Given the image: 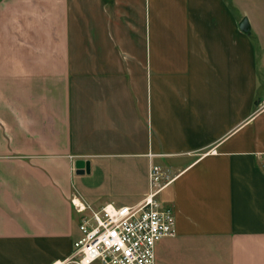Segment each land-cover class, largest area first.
Returning <instances> with one entry per match:
<instances>
[{"label":"crops","instance_id":"obj_1","mask_svg":"<svg viewBox=\"0 0 264 264\" xmlns=\"http://www.w3.org/2000/svg\"><path fill=\"white\" fill-rule=\"evenodd\" d=\"M263 99L264 0H0V264H77L71 197L137 204L151 164L155 264H264Z\"/></svg>","mask_w":264,"mask_h":264},{"label":"built area","instance_id":"obj_2","mask_svg":"<svg viewBox=\"0 0 264 264\" xmlns=\"http://www.w3.org/2000/svg\"><path fill=\"white\" fill-rule=\"evenodd\" d=\"M174 176L169 168L151 164L149 192L134 205L106 203L96 208L74 194L71 204L81 236L73 243L70 259L77 264H155L156 243L175 232L172 209L158 200Z\"/></svg>","mask_w":264,"mask_h":264},{"label":"water","instance_id":"obj_3","mask_svg":"<svg viewBox=\"0 0 264 264\" xmlns=\"http://www.w3.org/2000/svg\"><path fill=\"white\" fill-rule=\"evenodd\" d=\"M239 27L241 30L245 32H249V23L247 21L246 17H243L240 22H239ZM75 171L76 173H89L90 171V163L89 160H84V159H77L75 161Z\"/></svg>","mask_w":264,"mask_h":264},{"label":"rangeland","instance_id":"obj_4","mask_svg":"<svg viewBox=\"0 0 264 264\" xmlns=\"http://www.w3.org/2000/svg\"><path fill=\"white\" fill-rule=\"evenodd\" d=\"M75 215H76V219L78 218V215L75 213Z\"/></svg>","mask_w":264,"mask_h":264},{"label":"bare ground","instance_id":"obj_5","mask_svg":"<svg viewBox=\"0 0 264 264\" xmlns=\"http://www.w3.org/2000/svg\"><path fill=\"white\" fill-rule=\"evenodd\" d=\"M58 264V263H57Z\"/></svg>","mask_w":264,"mask_h":264}]
</instances>
